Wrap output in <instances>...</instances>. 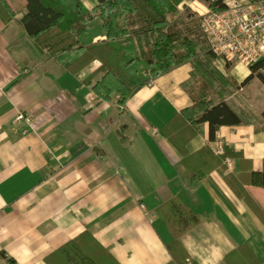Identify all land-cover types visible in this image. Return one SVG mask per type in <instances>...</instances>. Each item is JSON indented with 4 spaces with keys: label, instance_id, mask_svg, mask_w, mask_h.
Listing matches in <instances>:
<instances>
[{
    "label": "crops",
    "instance_id": "0c3cea01",
    "mask_svg": "<svg viewBox=\"0 0 264 264\" xmlns=\"http://www.w3.org/2000/svg\"><path fill=\"white\" fill-rule=\"evenodd\" d=\"M5 1L17 15L9 22L0 16V264H48L47 256L85 232L121 264H168L173 237L157 208L174 197L200 216L180 236L186 264H227L226 254L244 243L264 262V222L235 190L242 181L264 209V187L250 180L264 169V85L257 78L241 85L250 66L229 61L227 68L225 59H214L241 86L221 93L215 81L207 99L223 97L244 122L221 126L215 140L208 122L199 125L187 143L188 163L205 174L193 180L184 153L161 132L203 87L192 62L158 76L122 105L83 82L98 60L73 70L85 51L51 54L20 22L26 0ZM195 2L209 9L201 0L178 8ZM196 39L202 52L208 49ZM19 112L32 116L33 126L16 123ZM205 146L215 156L222 146L229 163L201 153Z\"/></svg>",
    "mask_w": 264,
    "mask_h": 264
},
{
    "label": "trees",
    "instance_id": "16d2710c",
    "mask_svg": "<svg viewBox=\"0 0 264 264\" xmlns=\"http://www.w3.org/2000/svg\"><path fill=\"white\" fill-rule=\"evenodd\" d=\"M93 1V8L88 9L81 0H26L20 22L27 33L35 37L36 43L53 55L75 48L84 50L83 56L72 64L73 70L77 72L93 60H98L99 66L83 82L93 84V89L100 97L108 100L114 97L122 105L158 76L180 64L192 62L193 78H200L203 87L195 103L176 114L162 127L161 132L184 153L183 161L191 179L201 178L205 172L189 165L188 157L193 154L187 150V143L197 134L199 125L208 122L210 138L215 140L221 126L244 122L242 116L223 97L219 102L207 99L206 90L213 87L215 81L220 84L221 93H226L229 86L246 85L255 78L264 85V60L250 66V74L240 85L213 65L217 57L215 53L209 48L204 52L199 49L196 28L195 32L190 28L192 15L188 17L186 30L178 25L183 23V19L171 21L169 18L170 14L179 12L178 6L184 0ZM201 1L211 10L225 8L222 0ZM186 9L189 10L188 7ZM16 15L5 0H0V16L3 20L12 21ZM99 36L105 39L95 41ZM224 61L229 68L230 62ZM101 73L103 76L93 83ZM261 119L264 121V110ZM201 153H211L218 164L227 165L229 156L226 151L215 156L205 146ZM250 180L251 184L264 187V169L252 171ZM235 190L264 222V209L247 192L242 181H239V186H235ZM157 213L173 237L167 245L173 257L168 264H186L190 255L180 236L198 224L200 216L179 197L160 205ZM225 261L227 264H264L245 243L226 254ZM46 262L121 264L90 232L53 251L46 257Z\"/></svg>",
    "mask_w": 264,
    "mask_h": 264
},
{
    "label": "built area",
    "instance_id": "2783aa9c",
    "mask_svg": "<svg viewBox=\"0 0 264 264\" xmlns=\"http://www.w3.org/2000/svg\"><path fill=\"white\" fill-rule=\"evenodd\" d=\"M225 8L201 11L198 3V32L207 47L227 61L251 66L264 60V0H222ZM25 121L33 126V117L19 112L16 123ZM224 153L222 146L216 149ZM229 163V160H227ZM5 264H17L7 260Z\"/></svg>",
    "mask_w": 264,
    "mask_h": 264
},
{
    "label": "rangeland",
    "instance_id": "374dc122",
    "mask_svg": "<svg viewBox=\"0 0 264 264\" xmlns=\"http://www.w3.org/2000/svg\"><path fill=\"white\" fill-rule=\"evenodd\" d=\"M192 5L194 6V4H192ZM188 9L189 10H187L186 8H183L182 10L178 9V11H181V12H176L175 14L172 13L169 15V18L171 19V21H175V20L181 21L183 19V23L180 22L178 25H179V27H182V28L184 27L186 30V25L189 23L188 17H189V15H192V21H191L192 26H190V28H192L193 31L196 28V31H197L196 33L199 35L198 41L199 42L202 41V43L203 42L205 43V41L202 38H200V34L198 33V31H199L198 30V23L200 21V18H199L200 16H199L198 12H196V10L192 6H189ZM210 94H211V97H213L215 95V93L213 91H211ZM243 95L245 96L246 94H243ZM243 95L241 94L240 96H237V99L239 101H243V98H242ZM249 107H251L250 109H252V114L250 116L254 117L256 119L258 118L257 120H259V115L254 114V112H253L254 108L251 105H249Z\"/></svg>",
    "mask_w": 264,
    "mask_h": 264
}]
</instances>
